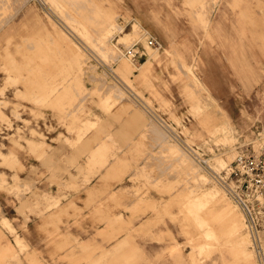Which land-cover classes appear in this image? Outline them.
Returning <instances> with one entry per match:
<instances>
[{
  "label": "rangeland",
  "instance_id": "1",
  "mask_svg": "<svg viewBox=\"0 0 264 264\" xmlns=\"http://www.w3.org/2000/svg\"><path fill=\"white\" fill-rule=\"evenodd\" d=\"M241 149L264 153V0H0V264H264V208L253 234L200 163Z\"/></svg>",
  "mask_w": 264,
  "mask_h": 264
},
{
  "label": "built area",
  "instance_id": "2",
  "mask_svg": "<svg viewBox=\"0 0 264 264\" xmlns=\"http://www.w3.org/2000/svg\"><path fill=\"white\" fill-rule=\"evenodd\" d=\"M146 46L161 49L162 43L147 31ZM140 41L125 48L124 56L139 63L147 56V47ZM201 165L224 189L230 198L242 210L249 229L254 234L257 219L264 208V153H253L241 149L235 158L220 170L209 164V159L200 158Z\"/></svg>",
  "mask_w": 264,
  "mask_h": 264
},
{
  "label": "bare ground",
  "instance_id": "3",
  "mask_svg": "<svg viewBox=\"0 0 264 264\" xmlns=\"http://www.w3.org/2000/svg\"><path fill=\"white\" fill-rule=\"evenodd\" d=\"M50 2V1H49ZM219 4V3H218ZM80 10V9H79ZM81 11V10H80ZM87 11V10H86ZM85 16V15H84ZM55 19V18H54ZM58 23V22H57ZM63 26V25H62ZM83 26V25H82ZM63 28V27H62ZM64 30V29H63ZM68 31V30H67ZM68 34V33H67ZM69 35V34H68ZM71 35V34H70ZM70 37V36H69ZM73 39V38H72ZM75 40V39H74ZM85 41V40H84ZM87 42V41H86ZM78 44H80V43H78ZM91 46V45H90ZM92 47V46H91ZM93 48V47H92ZM107 48V47H106ZM165 51H168L167 49L165 50ZM81 52V51H80ZM84 52V51H83ZM159 53V52H158ZM158 53H156V55L158 54ZM80 55H81V53H80ZM83 55V54H82ZM78 56V55H77ZM113 56V55H112ZM87 58V57H86ZM90 58V57H89ZM125 62V61H124ZM124 62H123V64H124ZM80 63H82V62H80ZM84 63H85V61H84ZM123 64H122V68L123 69H125V71L124 72H122V73H127V78H129V80H130V77L131 76H129L130 74H132L133 72H134V70L131 68V67H123ZM125 65H127V64H125ZM83 66V65H82ZM88 66V65H87ZM129 66H130V64H129ZM85 71V70H84ZM91 75V74H90ZM126 76H124V77H126ZM129 76V77H128ZM90 77V76H89ZM125 79V78H124ZM92 80V79H91ZM127 81H128V79H126ZM86 81V80H85ZM107 85V84H106ZM84 86V85H83ZM105 86V85H104ZM131 86V85H130ZM115 88V87H114ZM130 88V87H129ZM104 91V90H103ZM118 91V90H117ZM57 92V91H56ZM89 92V91H88ZM105 92V91H104ZM123 92V91H122ZM132 92V91H131ZM108 93H110V92H108ZM120 93V92H119ZM138 93V92H137ZM86 95V94H85ZM110 95V94H109ZM108 95V96H109ZM113 95V94H112ZM122 95H123V93H122ZM58 96V95H57ZM111 96V95H110ZM109 96V97H110ZM119 96V95H118ZM85 97V96H84ZM113 97V96H112ZM111 97V98H112ZM59 98V97H58ZM113 99V98H112ZM111 100V99H110ZM114 100V99H113ZM75 105V104H74ZM132 105V104H131ZM76 106V105H75ZM74 107V106H73ZM149 107V106H148ZM108 108V107H107ZM132 108V107H131ZM135 108H138V107H135ZM76 109H77V107H76ZM69 110V109H68ZM140 110H138V112H139ZM72 112V111H71ZM134 112V111H133ZM142 113V112H141ZM148 114V113H147ZM219 117V116H218ZM220 118V117H219ZM122 119V118H121ZM126 119V118H125ZM128 119V118H127ZM127 119L125 120V121H127ZM133 119V118H132ZM79 121V120H78ZM140 121V120H139ZM222 121V120H221ZM224 121V120H223ZM134 122H136V121H134ZM138 123V122H137ZM146 123V122H145ZM215 123V122H214ZM125 124V123H124ZM129 124H130V122H129ZM152 124V123H151ZM121 125V124H120ZM155 125V124H154ZM89 126H90V124H89ZM89 126H88V128H89ZM95 126V125H94ZM93 126V127H94ZM128 126V125H127ZM139 126V125H138ZM143 126V125H142ZM156 126V125H155ZM113 127V126H112ZM132 127V126H131ZM221 127V126H220ZM87 128V129H88ZM138 128H140V127H138ZM225 128V127H224ZM84 129V128H83ZM90 129V128H89ZM131 129V128H130ZM129 129V130H130ZM158 129V128H157ZM126 130V129H125ZM135 130V132H136V134L138 133L137 131H136V129H134ZM133 130V131H134ZM140 130V129H139ZM92 131V130H91ZM128 131V130H127ZM81 132V131H80ZM130 132V131H129ZM135 132L134 133H132V134H135ZM82 133V132H81ZM121 133V132H120ZM120 133H119V135H120ZM89 134V133H88ZM91 134V133H90ZM123 134V133H122ZM127 134V133H126ZM83 135V134H82ZM85 135H87V134H85ZM144 135V134H143ZM162 135V134H161ZM126 136H128V135H126ZM132 136V135H131ZM92 137H94V136H92ZM103 137V136H102ZM130 137V136H129ZM128 138V137H127ZM138 138V137H137ZM141 138V137H140ZM144 138V137H143ZM152 138V137H151ZM83 139V138H82ZM125 139V138H124ZM130 139V138H129ZM146 139V138H145ZM123 140V139H122ZM138 140V139H137ZM143 140V139H142ZM92 141V140H91ZM147 141V140H146ZM93 142V141H92ZM123 142H124V140H123ZM157 142V141H156ZM136 144H137V142H135ZM140 143V142H139ZM147 143H148V141H147ZM159 143H160V140H159ZM164 143V142H163ZM162 143V144H163ZM176 143V142H175ZM81 144H83V143H81ZM87 144V143H86ZM157 144V143H156ZM90 145H91V143H90ZM163 147V146H162ZM168 147V146H167ZM135 148V147H134ZM164 148V147H163ZM100 150V149H99ZM170 150H172V148L170 149ZM104 152V151H103ZM164 152V151H163ZM168 152H169V149H168ZM179 152V151H178ZM102 153V152H101ZM175 153V152H174ZM177 153V152H176ZM93 154H95V153H93ZM142 154V153H141ZM145 154V153H144ZM147 154V153H146ZM145 154V155H146ZM140 155V154H139ZM148 156H149V154H147ZM171 155H174V154H171ZM144 157V156H143ZM151 157V156H150ZM182 157V156H181ZM174 158V157H173ZM172 158V159H173ZM181 159V158H180ZM101 160V159H100ZM140 161V160H139ZM149 161V160H148ZM102 162V161H101ZM109 162V161H108ZM117 162V161H116ZM177 162V161H176ZM113 163V162H112ZM145 163V162H144ZM178 163V162H177ZM178 165H181V164H178ZM149 166V165H148ZM194 166V165H193ZM189 168V167H188ZM196 168V167H195ZM152 169V168H151ZM144 170V169H143ZM133 175V174H132ZM147 175V174H146ZM136 176V175H135ZM132 177V176H131ZM147 178V177H146ZM208 178V177H207ZM161 180V179H160ZM211 180V179H210ZM159 181V180H158ZM186 182V181H185ZM183 185V184H182ZM178 187V186H177ZM180 187V186H179ZM171 191V190H170ZM175 193V192H174ZM231 210H232V212H234V213H236L234 210H233V208H231ZM189 213V212H188ZM239 220H241L240 219V216H239ZM242 221V220H241ZM244 222V221H243ZM242 222V223H243ZM244 225V224H243ZM246 242H248V241H246ZM246 244V243H245ZM178 244L177 243H171L169 246H167L166 248H165V252H164V255L165 256H174L176 253H177V251H178ZM104 258V257H103Z\"/></svg>",
  "mask_w": 264,
  "mask_h": 264
},
{
  "label": "crops",
  "instance_id": "4",
  "mask_svg": "<svg viewBox=\"0 0 264 264\" xmlns=\"http://www.w3.org/2000/svg\"><path fill=\"white\" fill-rule=\"evenodd\" d=\"M21 216V218L19 217V220H22V218H24V216H22V215H20ZM29 224L32 226L31 228H33L34 230L35 229H39V231L40 232H42L43 231V228L41 229V227L40 226H36V224H35V222L33 223V221L31 220L30 222H29ZM47 238V237H46ZM30 240V239H29ZM43 240H44V238H42V237H40L39 239H34L33 238V241H32V243L37 247V248H39L40 250H42V251H44V242H43ZM46 240V239H45ZM167 257V256H166ZM169 257V256H168Z\"/></svg>",
  "mask_w": 264,
  "mask_h": 264
}]
</instances>
